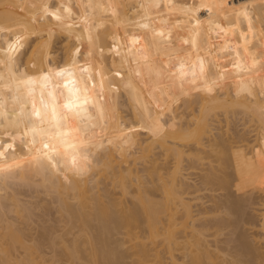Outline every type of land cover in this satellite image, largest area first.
<instances>
[{"label": "bare ground", "instance_id": "obj_1", "mask_svg": "<svg viewBox=\"0 0 264 264\" xmlns=\"http://www.w3.org/2000/svg\"><path fill=\"white\" fill-rule=\"evenodd\" d=\"M137 44L153 47L160 54L158 64L152 67L157 75L189 72L191 76L204 75L212 86L219 76L255 74L264 70L258 65L264 61V0H0L2 179L19 173L32 184L39 176L43 187L53 189L66 223L59 237L63 240L71 233V245L66 244L68 250L62 253L72 255L68 258L82 256L80 259L86 260V255L91 264H249L239 257L230 259V246L223 247L224 240L218 237L233 224L227 215L236 221L245 217L249 228H255L251 214L245 211L252 198L241 196L243 186L254 176L243 164L235 165L243 161L241 152L235 157L229 151L231 140L240 135L209 138L213 127L206 113L242 108L264 128V92L247 99L242 94L254 90V83L245 81L230 90L225 86L222 92H211L208 87L195 89L188 82L186 97H199L197 115L181 121L174 114L163 120L140 77L128 67L113 66L111 57L117 50ZM181 47L187 56L174 64L171 58ZM228 55H244L247 60L234 63L225 59ZM215 56L225 59L226 67L219 70ZM121 57L116 59L128 60L126 55ZM61 70L64 74L57 75ZM45 73L48 81L42 79ZM96 84L97 88L113 89L114 103L118 102L116 95L125 96L132 122L146 134L137 136L134 149L121 153L119 163L111 143L125 128L116 120L117 131L106 132L100 128L101 121L91 118L100 114L98 96L92 91ZM177 90L181 95L180 86ZM70 101L78 103L65 108ZM60 117L68 118L67 128L60 129ZM205 141L212 151L220 146V162L236 169L230 177L223 176V170H211L200 184L189 183L180 175L179 163L184 156L198 155ZM84 143L92 144L94 150L85 154L82 149L85 165L79 168L69 154L72 147H66ZM155 147L163 151L167 162L172 160L170 167L160 165L154 157L148 159ZM138 159L149 160L144 176L131 166ZM101 179H116L121 193L135 198L121 207L104 204L94 190ZM214 180L229 192L233 187L237 195L234 190L223 197L208 194L203 199L204 191L215 189ZM260 191L264 193V185ZM11 202L15 211L25 210L16 197ZM261 204L264 210V200ZM30 215L27 210V218ZM0 216L5 221L0 238H14L21 246L25 235L51 242L47 237L53 234L52 227L24 235L4 213ZM262 218L264 235V212ZM236 221L234 227L239 226ZM239 238L238 255L259 254L253 238L244 232ZM11 241V246L0 241V264L20 263ZM58 259L50 261L60 264ZM25 260L21 262L37 264L32 255Z\"/></svg>", "mask_w": 264, "mask_h": 264}, {"label": "rangeland", "instance_id": "obj_2", "mask_svg": "<svg viewBox=\"0 0 264 264\" xmlns=\"http://www.w3.org/2000/svg\"><path fill=\"white\" fill-rule=\"evenodd\" d=\"M219 41L220 40L218 39V42ZM209 43L210 47L214 45L213 40H210ZM221 47L223 46L220 42L219 48ZM183 48L184 47L176 49L173 54L171 61H173L174 64H180L187 56L185 54L186 51H184ZM134 53H136V55ZM123 55L128 56V60L125 59L124 62H120L118 59L122 58L121 56ZM60 56L61 55L59 54V58ZM111 58H113V66H116L117 68L120 66L123 69L128 67L131 69V72L140 77L147 93L150 94L151 98L153 97V99H155V107L161 112L159 117L163 120L172 118L174 114H178L177 118H180L181 121L187 120L191 115H197L199 97L197 95L190 99L186 97L185 92L188 82H191L195 89L201 90L208 87L210 90L213 89L211 92H222L225 86L229 87L228 90H230L245 81L249 82V84L254 83V90H247V92L242 94L247 99H252L255 94L261 96L264 92V70L260 69L257 73L245 75V77H237L232 73L225 75L224 77L219 76L216 82L212 81L211 86V82L207 81V78L204 79V75L195 74L194 76H191L189 72H182L180 74H171L169 72L162 75L155 74L152 67L158 64L161 57L157 50H154L153 47L150 46H141L140 44H137L132 45L130 49L123 50L120 48ZM227 58L231 59L230 61L234 63H236V61L241 62V60H247L244 55H228L225 59ZM218 59L219 60L214 59V61L220 64L219 70H221V66L223 65L226 67L227 64L222 62V60L225 59ZM118 63L122 64L119 65ZM258 65L264 66V61L260 62ZM146 67H149L150 70ZM82 77H85V75H82ZM239 79L240 81H238ZM178 86H180L181 95L178 94ZM97 87L98 84L93 87L92 91L93 94L98 96V109L100 114L92 115L91 118L101 121L100 128H103V131L106 132H116L118 126L120 128H125L124 134L115 136L116 138L110 137L115 138V141L111 144H115L112 147L113 154L117 157L119 163L121 160V153L126 150L134 149L137 136H145L146 134H144V129L141 128V126L132 122L125 96L116 95L118 102L114 103L115 93H113L114 91L112 88H109V86L101 88ZM233 92L234 91L232 90L231 93ZM165 103H169V106H164ZM200 114L203 115L204 113L200 112ZM116 115L120 116V118L116 119ZM206 116L212 119L211 126L213 128L209 138L215 135L218 137L221 135L232 136L233 133L240 135L231 140L233 148L229 151L231 155L235 157L238 156L237 152L240 151L243 161H241L242 163L239 162L235 165L243 164L244 170L254 176L253 181L243 186L241 196L243 199L249 197L252 198V202L246 205L245 211H247V214H251L250 221L255 224V228H249L250 225L244 221L246 220L245 217L241 216L239 217V221H236L233 215H227L233 224L235 223L234 221L237 222L236 224L239 222V226L236 227L235 225L234 227L233 224L226 226L218 239L221 238L224 240L223 243H221L223 247L224 245H227L228 248L230 246L228 249V252L232 254V256H229L230 259L239 257L243 260L249 261V264H264V235L262 234V226L260 225L263 220L262 217L264 212L261 208V202L264 200V193L260 191L262 190V185H264V128L255 120L256 117L254 115L242 108L229 109L227 111L222 108L210 110L206 113ZM116 120L120 122L118 126L113 124ZM57 122L60 129L69 126L67 117H60ZM63 140H66V138ZM73 140L74 142L77 141L76 138H73ZM207 142L208 141H205V145H202L203 148L199 149L198 155L184 156L179 163L180 175L184 177L186 181H189V183L200 184L203 176L209 174L211 170H223V176H225V174H230L227 177L234 174L236 168L233 166L225 167V165L220 162L221 160L217 156L220 146L216 148L215 152L209 148ZM69 146L72 147V150H69ZM191 146L193 147V145ZM66 148L71 151L69 154L71 157L74 156V162L79 168H82L85 165L83 159L85 156L81 153L82 149L85 154L94 150V147L90 143L74 146L69 144ZM199 156H202V158H199ZM153 157L156 158V161L160 165L170 167L173 164L172 160L168 162L166 161L163 151L158 147L152 149L148 159ZM148 159H138L131 164L137 175L144 176L147 174V166L149 165ZM118 163L115 162L114 166L118 167ZM67 165L69 164L67 163ZM165 166L162 167V171L165 170ZM2 174L3 173L0 170V199L3 201L4 206L3 208H0V214L4 213L5 217H8V220L16 223L17 226L21 228L24 235L25 233H40L41 230L48 227H52L54 230L53 234L47 237L51 238V242L54 244L49 242L50 240L47 242L41 239L40 236L32 239L25 235L22 239L24 241L23 246L14 242V238L13 240L9 238H0V241L8 242L10 246L13 244L10 243L11 240V242L15 243L16 248L13 253L18 255L20 263H23L21 261L27 259L29 255L34 257L37 264H52L51 261L55 260L56 262L57 258L61 260L59 261L60 264L90 263V261L87 263L88 256L86 255V260L80 259L82 256H78L79 258L76 257L78 260L76 258L75 260L73 258H68L72 255L68 256V254H65L66 257L65 255L63 256V251L68 250L65 248V245H71V233L66 234L63 240L59 237L63 231L62 227L66 223L65 219L62 218V211L59 208V203L53 189L43 187L40 183L39 176H35V184H31L26 183L19 173L8 175L5 179H2ZM213 183L215 185L212 188L215 187V189L204 191L203 199L208 194H217L220 196L222 195L223 197V194L231 192H229L225 186L220 185L218 180H214ZM98 188L95 187L94 190L97 194L101 195V200H103L104 204L114 203L116 207H121L122 205H125V203L129 204L135 198L134 195L121 193V189L117 185L116 179L110 181L109 179H101L98 183ZM231 189H233L231 192L233 193L235 189L233 187L230 188V190ZM201 192L202 191H200V193ZM236 192L237 191L235 190V195H237ZM239 193L240 192H238V194ZM13 197L19 199L22 203V208L25 209L24 211H15L16 207L11 202ZM9 206H12V210H9ZM27 210L31 213L29 218H27ZM4 224L5 221L0 216V230L3 229ZM242 232L246 233L248 238L254 239L259 254H237V252H240L241 250L239 233ZM119 236L122 237V234H119ZM154 244L155 243L153 242V245ZM63 247L65 250H62ZM52 262L55 263L54 261ZM11 263L13 262L11 261Z\"/></svg>", "mask_w": 264, "mask_h": 264}, {"label": "snow or ice", "instance_id": "obj_3", "mask_svg": "<svg viewBox=\"0 0 264 264\" xmlns=\"http://www.w3.org/2000/svg\"><path fill=\"white\" fill-rule=\"evenodd\" d=\"M64 74V70H61L60 72L57 73V75H63ZM42 79L44 81H48L49 80V75L47 73H45L42 77ZM29 83L32 82V78H29ZM67 87V84L65 85ZM78 102H73V101H70L69 103L65 104V108H68V109H71L74 107V105H76ZM37 115H39V112L36 113ZM45 148L48 147L47 144L44 145Z\"/></svg>", "mask_w": 264, "mask_h": 264}]
</instances>
